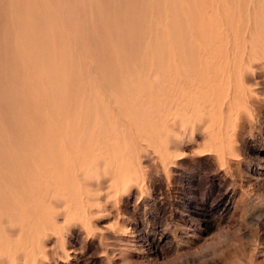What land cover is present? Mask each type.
<instances>
[{
  "label": "rangeland",
  "instance_id": "rangeland-1",
  "mask_svg": "<svg viewBox=\"0 0 264 264\" xmlns=\"http://www.w3.org/2000/svg\"><path fill=\"white\" fill-rule=\"evenodd\" d=\"M37 1L0 0V264H264V0Z\"/></svg>",
  "mask_w": 264,
  "mask_h": 264
},
{
  "label": "bare ground",
  "instance_id": "bare-ground-1",
  "mask_svg": "<svg viewBox=\"0 0 264 264\" xmlns=\"http://www.w3.org/2000/svg\"><path fill=\"white\" fill-rule=\"evenodd\" d=\"M4 1H5V0H4ZM16 1H17V0H16ZM19 1H20V0H19ZM34 1H35L36 3L39 2V1H37V0H34ZM203 1H204V0H203ZM210 1H211V0H210ZM215 1H216V0H215ZM221 1H222V0H221ZM221 1H220V2H221ZM27 2H28V1H27ZM27 2H26V4H25V2H24V4L27 5ZM29 2H30V1H29ZM197 2H198V0H197ZM197 2H196V3H197ZM201 2H202V1H201ZM213 2H214V0H213ZM225 2H226V1H225ZM225 2H224V3H225ZM11 3H12V0H11L10 4H11ZM14 3H15V2H14ZM21 3H22V2H21ZM30 3H31V2H30ZM36 3H35V4H36ZM202 3H204V2H202ZM206 3H207V2H206ZM7 4H8V2H7ZM22 4H23V3H22ZM207 4H210V3H207ZM227 4H228V3H227ZM230 4H231V2H230ZM8 5H9V4H8ZM213 5H214V4H213ZM215 5H217V4L215 3ZM220 5H221V4H220ZM36 6H37V4H36ZM38 6H39V5H38ZM38 6H37V7H38ZM160 6H161V5H160ZM37 7H36V9H37ZM41 7H42V6H41ZM41 7H40V8H41ZM43 7H44V6H43ZM14 8H15V7H14ZM33 8H34V7H33ZM40 8L37 9V10H38L37 13L40 14V15H42V14H41V13H42V12H41L42 9L39 10ZM192 8H193V7H192ZM224 8H225V6H224ZM226 8H227V6H226ZM226 8H225V9H226ZM25 9H26V7H25ZM31 9H32V8H31ZM205 9H206V8H205ZM227 9H228V8H227ZM227 9H226V10H227ZM14 10H15V9H14ZM27 10L29 11V13L32 12L31 10H29V7L27 8ZM219 10H220V9H219ZM222 10H223V9H222ZM222 10H221V12H222ZM28 11H27V12H28ZM39 11H40V13H39ZM191 11H192V9H191ZM12 12H13V11H12ZM16 12H17V11H16ZM34 12H35V11H34ZM217 12H218V11H217ZM219 12H220V11H219ZM23 13H24V12H23ZM43 13H44V12H43ZM9 14H10V13H9ZM25 14H26V13H25ZM33 14H34V13H33ZM192 14H193V13H192ZM219 14H220V13H219ZM219 14H218V15H219ZM10 15H11V14H10ZM31 15H32V14H30V16H31ZM40 15H39V16H40ZM172 15H173V14H172ZM203 15H204V14H203ZM206 15H207V14H206ZM13 16H14V15H13ZM25 16H26V15H25ZM35 16H36V15H35ZM192 16H193V15H192ZM219 16H220V15H219ZM222 16H223V14H222ZM222 16H221V18H223ZM14 17H15V16H14ZM32 17H33V16H32ZM36 17H37V16H36ZM224 17H225V16H224ZM28 18H29V17H28ZM12 19H13V18H12ZM30 19H33V18L30 17ZM25 20H26V19H25ZM207 20H208V18H207ZM209 21H210V20H209ZM12 22H13V20H12ZM27 22H28V21H27ZM33 22H34V21H33ZM205 22H206V21H205ZM15 23H17V22H15ZM25 23H26V22H25ZM25 23L23 22L22 24H25ZM22 24H21V25H22ZM32 24H34V23H32ZM214 24H215V23H214ZM218 24H219V23H218ZM27 25H28V24L26 23V24H25V27H26V28H27ZM29 25H30V23H29ZM29 25H28V26H29ZM134 25H135V24H134ZM183 25H184V24H183ZM195 25H196V22H195ZM209 25H210V24H209ZM22 26H23V25H22ZM33 26H34V25H33ZM125 26H126V25H125ZM198 26H200V25H198ZM224 26H225V25H224ZM25 27H24V28H25ZM44 27H47V26H44ZM196 27H197V26H196ZM17 28H18V27H17ZM182 28H183V27H182ZM192 28H193V27H192ZM226 28H227V27H226ZM32 29H33V28H32ZM195 29H196V28H195ZM198 29H199V28H198ZM198 29H197V30H198ZM14 30H17V29H14ZM28 30H29V28H28ZM28 30H27L26 32H28ZM30 30H31V29H30ZM34 30H35V29H34ZM44 30H47V29H44ZM44 30H43V31H44ZM197 30H196V31H197ZM227 30H228V29H227ZM22 31H23V30H22ZM24 31H25V30H24ZM40 31H41V32H40V34H41L43 31H42V29H41ZM205 31H207V30H205ZM13 32H14V31H13ZM31 32H33V31H31ZM31 32H30V33H31ZM38 32H39V31H38ZM227 32H228V31H227ZM10 33H11V32H10ZM23 33H24V32H22V34H23ZM198 33H199V32H198ZM24 34H25V33H24ZM40 34H39V36H40ZM204 34H205V33H204ZM227 34H228V33H227ZM8 35H9V34H8ZM12 35H13V33H12ZM25 35H26V34H25ZM29 35H30V34H29ZM173 35H174V34H173ZM21 36H22V35H21ZM31 36H32V35H31ZM227 36H228V35H227ZM29 37H30V36H29ZM32 37H33V36H32ZM17 38H18V37H17ZM17 38H16V39H17ZM41 38H42V37H41ZM245 38H246V37H245ZM28 39L30 40L31 37L28 38ZM5 40H6V38H5ZM11 40H12V38H11ZM19 40H20V39H19ZM32 40H34V38H33ZM229 40H230V39H229V37H228V41H229ZM17 41H18V40H17ZM45 41H46V40H45ZM45 41H44V42H45ZM119 41H120V40H119ZM149 41H150V40H149ZM200 41L202 42L201 39H200ZM29 42H31V40H30ZM32 42H33V41H32ZM32 42H31V43H32ZM35 42H36V41H35ZM35 42H34V43H35ZM205 42H206V41H205ZM232 42H233V41H232ZM232 42L230 41V44H231ZM17 43H18V42H17ZM19 43H20V42H19ZM19 43H18V45H19ZM202 43H203V42H202ZM202 43H201V44H202ZM210 43H211V42H210ZM36 44H37V42H36ZM45 44L47 45V42H45ZM45 44L43 45V43H42L43 47L45 46ZM48 44H49V43H48ZM24 45H25V44H24ZM202 45H203V44H202ZM222 45H223V44H222ZM11 46H12V44H11ZM25 46H26V45H25ZM30 46H31V44H30ZM37 46H39V45H35V47H37ZM49 46L51 47V45H49ZM119 46H120V45H119ZM177 46H178V45H177ZM203 46H204V45H203ZM26 47H28V46H26ZM35 47H34V48H35ZM50 47H48V48H49V50H48L49 52H50V49H51ZM223 47H224V46H223ZM231 47H232V46L230 45V48H231ZM245 47H246V46H245ZM44 48H45L46 50L48 49V48H46V47H44ZM44 48H43V50H44ZM178 48H179V47H178ZM230 48H229V49H230ZM197 49H199V48H197ZM12 50H13V49H12ZM33 50H34V49H33ZM37 50H38V48H37ZM54 50L56 51V49H54ZM227 50H228V48H227ZM195 51H196V49H195ZM195 51H194V52H195ZM198 51H199V50H198ZM12 52H13V51H12ZM39 52H40V51H39ZM53 52H54V51H53ZM187 52H188V51H187ZM194 52H193V54H194ZM7 53H8V52H7ZM25 53H26V49H25ZM35 53H37V51H35ZM40 53H41V52H40ZM44 53H45V52H44ZM56 53H58V52H56ZM110 53H111V52H110ZM115 53H116V52H115ZM227 53H228V51H227ZM232 53H233V51H232ZM27 54H28V53H27ZM116 54H118V53H116ZM15 55H16V53H15ZM17 55H18V54H17ZM44 55H45V54H44ZM47 55H48V54H47ZM54 55H57V54H54ZM58 55H59V54H58ZM39 56H41V55H39ZM112 56H113V53H112ZM120 56H121V55H120ZM14 57H15V56H14ZM18 57H19V56H18ZM110 57H111V56H110ZM114 57H117V56H114ZM180 57H181V56H180ZM28 58H29V57H28ZM118 58H119V57H118ZM231 58H232V57H231ZM42 59H43V58H42ZM112 59H113V58H112ZM45 60H46V59H45ZM45 60H42V62L45 61ZM80 60H81V59H80ZM113 60H114V59H113ZM118 60H119V59H118ZM129 60H130V59H129ZM192 60H193V59H192ZM231 60H232V59H231ZM26 62H27V61H26ZM31 62H32V59H31ZM33 62H34V61H33ZM84 62H85V61H84ZM115 62H116V61H114V63H115ZM229 62H230V60H229ZM29 63H30V62H29ZM34 63H35V62H34ZM230 63H231V62H230ZM0 64H1V63H0ZM118 64H119V63H118ZM231 65H232V64H231ZM231 65H230V66H231ZM0 66H1V65H0ZM2 66L4 67V65H2ZM2 66H1V67H2ZM7 66H8V65H7ZM15 66H16V65H15ZM115 66H116V65H115ZM115 66H114V67H115ZM255 66H256V65H255ZM88 67H89V66H88ZM119 67H120V66H119ZM190 67H191V66H190ZM181 68H183V67H181ZM114 69H115V68H114ZM116 69H117V68H116ZM191 69H192V68H191ZM195 69H196V68H195ZM229 69H231V68H229ZM4 70H6V69H4ZM184 70H185V69H184ZM227 70H228V69H227ZM28 71H29V70H28ZM190 71H191V70H190ZM200 71H201V70H200ZM227 72L230 73V70L227 71ZM16 73H17V72H16ZM23 73H25V72H23ZM171 73H172V71H171ZM8 74H10V73H8ZM225 74H226V73H225ZM21 75H23V74H21ZM231 75H232V73H231ZM15 76H16V74H15ZM15 76H14V77H15ZM154 76H155V75H154ZM156 76H157V75H156ZM17 77H20V75L17 76ZM37 77H38V76H37ZM2 78H3V77H2ZM31 78H32V77H31ZM229 78H230V76H229ZM8 79H9V78H8ZM90 79H91V78H90ZM231 79H232V77H231ZM4 80H5V79H4ZM6 81H8V80H6ZM18 81H19V80H18ZM77 82H78V81H77ZM98 82H99V81H98ZM188 82H189V81H188ZM230 83H231V82H230ZM2 84H4V83H2ZM14 84H15V83H14ZM138 84H139V83H138ZM232 84H233V82H232ZM138 86H139V85H138ZM230 87H232V86L230 85ZM2 88H3V87H2ZM81 88H82V87H81ZM121 88H123V87H121ZM4 90H5V89H4ZM83 90H84V89H83ZM193 90H194V89H193ZM67 91H68V90H67ZM21 92H22V91H21ZM9 93H10V92H9ZM106 93H107V92H106ZM124 93H125V92H124ZM229 95H230V94H229ZM42 96H43V95H42ZM125 97H126V96H125ZM221 97H222V96H221ZM227 98H228V97H226V99H227ZM229 99H230V98H229ZM8 100H9V99H8ZM98 100H99V99H98ZM132 100H133V99H132ZM183 100H184V99H183ZM20 101H22V100H20ZM29 101H31V100H29ZM205 101H206V100H205ZM232 101H233V100H232ZM24 102H25V101H24ZM26 102H27V101H26ZM108 102H109V101H108ZM226 102H227V100H226ZM22 103H23V101H22ZM227 103H228V102H227ZM11 104H12V103H11ZM11 104H9V105H11ZM28 104H29V103H28ZM224 104H226V103H224ZM93 105H94V104H93ZM98 105H99V104H98ZM227 105H228V104H227ZM229 105H230V104H229ZM23 106H24V105H23ZM47 106H48V105H47ZM110 106H111V105H110ZM126 106H127V105H126ZM11 107H12V106H11ZM226 107H227V106H226ZM228 107H229V106H228ZM231 107H232V106H231ZM232 108H233V107H232ZM14 109H15V108H14ZM223 109H224V107H223ZM223 109H221V110H223ZM15 110H16V109H15ZM96 110H97V109H96ZM225 110H226V108H225ZM231 110H232V109H231ZM17 111H18V110H17ZM223 111H224V110H223ZM223 111H221V112H223ZM216 112H217V111H216ZM225 112H226V111H225ZM230 112H231V111H230ZM71 113H72V112H71ZM13 114H14V113H13ZM68 114H69V113H68ZM224 114H227V113H224ZM18 115H19V114H18ZM108 115H109V114H108ZM12 116H13V115H12ZM171 116H172V115H171ZM223 116H224V118H225V115H223ZM226 116H227V115H226ZM195 117H196V116H195ZM208 117H209V116H208ZM14 118H15V117H14ZM14 118H13V119H14ZM103 118H104V117H103ZM104 119H105V118H104ZM204 119H206V118H204ZM208 119H209V118H208ZM14 120H15V119H14ZM220 120H221V119H220ZM232 120H233V118H232ZM232 120H230V121H232ZM204 121H205V120H204ZM204 121H203V122H204ZM206 121H208V120L206 119ZM2 122H3V121H2ZM8 123H9V121H8ZM13 123H15V122H13ZM13 123H12V125H13ZM219 123H220V122H219ZM10 124H11V121H10ZM16 124H17V123H16ZM170 124H171V123H170ZM170 124H169V125H170ZM192 124H193V123H192ZM196 124H197V123H196ZM203 124H204V123H203ZM224 124H225V123H224ZM0 125H1V124H0ZM171 125H172V124H171ZM221 125H222V124H221ZM4 126H5V125H4ZM105 126H106V125H105ZM198 126H200V125H198ZM203 126H204V125H203ZM201 127H202V126H201ZM206 127H207V125H206ZM14 128H15V126H14ZM168 128H169V126H168ZM221 128H222V127H221ZM187 129H188V128H187ZM10 130H12V129H10ZM174 130H175V129H174ZM213 130H214V129H213ZM5 131H6V130H5ZM222 131H223V130H222ZM219 133H221V132H220V129H219ZM0 134H1V133H0ZM3 134H5V133H3ZM18 134H19V133H18ZM221 134H222V133H221ZM9 135H10V134H9ZM23 135H24V134H23ZM205 135H206V134H205ZM17 136H19V135H17ZM17 136H16V137H17ZM169 136H171V135H169ZM203 136H204V134H203ZM220 136H221V135H220ZM3 137H4V136H3ZM169 138H170V137H169ZM205 138H206V137H205ZM4 139H5V138H4ZM33 139H34V136H33ZM51 140H52V139H51ZM210 141H211V140H210ZM25 142H26V141H25ZM25 142H23V143H25ZM3 143H5V142H3ZM8 143H9V141H8ZM171 143H172V142H171ZM21 144H22V143H21ZM157 144H158V143H157ZM9 145H10V147H11V144H9ZM101 145H102V144H101ZM214 145H215V144H214ZM99 146H100V145H99ZM94 147H95V146H94ZM69 148H70V147H69ZM9 150H10V149H9ZM93 150H94V148H93ZM14 151H15V150H14ZM10 152H11V151H10ZM17 152H18V151H17ZM24 152H25V151H24ZM13 153H14V152H13ZM20 153H21V152H20ZM22 153H23V152H22ZM29 153H30V152H29ZM10 155H11V154H10ZM12 155H13V154H12ZM14 155H15V154H14ZM17 155L20 156L19 154H17ZM23 155H24V154H23ZM46 155H47V154H46ZM18 156H16V157H18ZM24 156H25V155H24ZM10 157H11V156H10ZM30 157H31V156H30ZM0 158H2V157L0 156ZM11 158H12V157H11ZM13 158H14V156H13ZM13 158H12V160H13ZM26 158H27V152H26V156H25V161L28 163L29 161L26 160ZM28 158H29V157H28ZM28 158H27V159H28ZM20 159H23V158L20 157ZM49 159H50V158H49ZM1 160H2V159H1ZM15 160L18 162L17 159H15ZM15 160H14V161H15ZM19 161H20V160H19ZM21 161H22V160H21ZM25 161L23 160L22 163H24ZM3 162H4V161H3ZM8 162H9V161H8ZM11 162H13V161H11ZM26 162H25V163H26ZM13 163H15V162H13ZM27 163H26L25 165H27ZM0 164H1V163H0ZM38 164H39V163H38ZM52 164H53V163H52ZM1 165H2V164H1ZM5 165H7V164H5ZM11 165H12V164L10 163V166H11ZM14 165H19V164H14ZM14 165H13V166H14ZM20 165H21V164H20ZM20 165H19V167H20ZM25 165L23 164L22 166H25ZM46 165L48 166L47 162H46ZM46 165H45V166H46ZM28 166H29V164H28ZM30 166H31V165H30ZM37 166L39 167V165H37ZM49 166H50V165H49ZM5 167H6V166H5ZM16 167H17V166H16ZM16 167H15V168H16ZM19 167H18V168H19ZM34 167H35V168H34ZM75 167H76V166H75ZM2 168H3V167H2ZM9 168H10V167H9ZM12 168H13V167H12ZM18 168H16V170H14L15 173H16V171L18 170ZM20 168H22V167H20ZM27 168H28V167H27ZM27 168H24V170L27 169ZM30 168H31V167H30ZM30 168H29V169H30ZM33 168H34V169H31V170H35V169L37 168L35 164H33ZM4 169H5V168H4ZM39 169H40V168H39ZM41 169H43V168H41ZM6 170H7V167H6ZM6 170H5L4 172H6ZM27 170H28V169H27ZM27 170H26L25 172H26L27 175H28ZM31 170H29V171H31ZM37 170H38V169H36V171H37ZM44 170L47 171V168H45ZM50 170H51V166H50ZM14 171H13V173H14ZM36 171H35V173H36ZM8 172H9V174H10V170H9ZM8 172H7V173H8ZM47 172H48V171H47ZM2 173H3V172H2ZM18 173H19V172H17V174H18ZM31 173H32V172H31ZM35 173H34V171H33V174H35ZM40 173H41V171H40ZM40 173H39V174H40ZM11 174H12V173H11ZM17 174H16V175H17ZM22 174H23V176H25L24 173H23V168H22ZM29 174H30V173H29ZM33 174H31V176H29V178H30V177L33 178V177L35 176V175H33ZM37 174H38V173H37ZM39 174H38V175H39ZM32 175H33V176H32ZM38 175H36V176L38 177ZM44 175H46V174H44ZM0 176H1V175H0ZM10 176H11V175H10ZM10 176H8V177H10ZM18 176H19V174L17 175V177H18ZM36 176H35V177H36ZM40 177H42L41 174H40ZM76 177H77V176H76ZM1 178H2V177H1ZM5 178H6V177H5ZM20 178H21V177H20ZM23 178H24V177H23ZM25 178H26V177H25ZM38 178H39V177H38ZM38 178H37V179H38ZM47 178H48V177H47ZM50 178H51V176H50ZM54 178H55V177H54ZM54 178H53V179H54ZM57 178H58V180H57V179H56V180L58 181V183L62 181V180L59 181V177H58V176H57ZM18 179H19V178H18ZM26 179H27V178H26ZM34 179H35V178H34ZM41 179H42V178H41ZM48 179H49V178H48ZM53 179H50V180L53 181ZM0 180H1L2 183L4 184V181H3L2 179H0ZM11 180H13V178H12ZM15 180H16V179H15ZM19 180H20V179H19ZM22 180H23V179H22ZM24 180H25V179H24ZM30 180H31V179H30ZM30 180H25V181H26V183H27V182L30 181ZM54 180H55V179H54ZM56 180H55V182H56ZM20 181H21V180H20ZM32 181H33V180H32ZM32 181H31V183L34 185V183H33ZM35 181H36V179H35ZM38 181H39V180H38ZM42 181H43V180H42ZM42 181L40 180V182H42ZM36 182H37V181H36ZM43 182H44V181H43ZM53 182H54V181H53ZM55 182H54V183H55ZM11 183H12V182H11ZM11 183H10V184H11ZM16 183H19V181L17 182V180H16ZM16 183H15V184H16ZM22 183H23V182H22ZM28 183H29V182H28ZM51 183H52V182H51ZM56 183H57V182H56ZM56 183H55V185H56ZM58 183H57V184H58ZM62 183H63V181H62ZM12 184H13V183H12ZM23 184H24V183H23ZM23 184H22V185H23ZM29 184H30V183H29ZM29 184H28V185H29ZM32 184H30V185L32 186ZM39 184H40V183H39ZM42 184H43V183H42ZM42 184H41V186H42ZM64 184H65V183H63V185H64ZM7 185H8V184H7ZM7 185H6V183H5L3 186H4V187H8ZM13 185H14V184H13ZM16 185H19V184H16ZM30 185H29V187H30ZM20 186H21V184L19 185V187H20ZM24 186H26V184H25ZM45 186H46V185H45ZM60 186H61V184H60ZM21 187H22V186H21ZM21 187H20V188H21ZM26 187H27V186H26ZM39 187H40V186H39ZM58 187H59V186H58ZM62 187H65V186H62ZM11 188H14V187H11ZM11 188H10V189H11ZM15 188H18V187L16 186ZM20 188H18V189H20ZM32 188H33V186H32ZM34 188L36 189L35 186H34ZM42 188H43V186H42ZM42 188H41V189H42ZM6 189H7V192L9 193V190H10V189H9V190H8V188H6ZM6 189H5V190H6ZM23 189H24V188H23ZM65 189H66V188H65ZM11 190L13 191V189H11ZM39 190H40V189H39ZM49 190H50V189H49ZM14 191H15V190H14ZM14 191H13V193H14ZM24 191L27 192L28 190H24ZM3 192H4V194L7 193V192L4 191V190H3ZM10 192H11V191H10ZM19 192H21V189H20ZM19 192H18V193H19ZM30 192H32L31 188H30L29 193H30ZM34 192H37V191L35 190ZM13 193H11V194H13ZM1 194H2V193H1ZM9 194H10V193H9ZM11 194H10V195H11ZM15 194H17V192H16ZM21 194H23V191L21 192ZM24 194H25V193H24ZM31 194H33V193H31ZM65 194H66V193H65ZM18 195H19V194H18ZM25 195H26V194H25ZM27 195H28V194H27ZM13 196H14V194H13ZM23 196H24V195H23ZM28 196H29V195H28ZM35 196H36V195H35ZM38 196H39V192H38ZM40 196H41V195H40ZM8 197H9V195H8ZM19 197H20V198H19ZM19 197H17V199H21V196H19ZM32 197H33V196H32ZM9 198H10V197H9ZM9 198H8V199H9ZM25 198H26V197H24V199H25ZM35 198H36V197H35ZM38 198H39V197H38ZM14 199H15V198L13 197V199H11L10 201H12V200H14ZM27 199H28V198H27ZM30 199H31V198H30ZM1 200H2V199H1ZM15 200H16V199H15ZM21 200H22V201H21ZM21 200H19L18 202L21 201L22 203H24V202H23L24 200H23V199H21ZM3 201L5 202L6 200L3 199ZM10 201H9V202H10ZM25 201H26V200H25ZM28 201H29V199H28ZM28 201H27V202H28ZM51 201H53V200H51ZM54 201H55V200H54ZM14 202H15V201H14ZM14 202L12 201L13 204H12V203H11V204L14 205ZM18 202H16V203H18ZM29 202H30V201H29ZM16 203H15V205H17ZM22 203H20V204H22ZM51 203L53 204V202H51ZM54 203H56V202H54ZM61 203L63 204L64 202H61ZM61 203H60V204L57 203V204H58V205H61ZM0 204H1V203H0ZM2 204L5 205L4 203H2ZM9 204H10V203H9ZM20 204H18V205H20ZM65 204H66V203H65ZM6 205H8V203H7ZM12 205H11V207H12ZM36 205H37V204H36ZM36 205H35V206H36ZM63 205H64V204H63ZM258 205H259V204H258ZM263 205H264V204H263ZM1 206H2V205H0V207H1ZM8 206H10V205H8ZM22 206H23V204H22L21 206H18V208H21ZM24 206H26V205H24ZM56 206H57V205H56ZM66 206H67V205H66ZM255 206H256V205H255ZM4 207H5V206H2L1 209H2V208L4 209ZM11 207H9V208H11ZM16 207H17V206H16ZM36 207H37V206H36ZM60 207H62V206H60ZM6 208H7V207H6ZM24 208H25V207H24ZM28 208H29V207H28ZM64 208H65V207H64ZM64 208H63V209H64ZM29 209H30V208H29ZM37 209H38V208H37ZM37 209H36V210H37ZM256 209H257V208H256ZM7 210H8V209H7ZM26 210H27V209H26ZM262 210H263V209H262ZM262 210H260V211L258 212L259 217L256 215V216L258 217V219H256V220H258V222H256V223H258L257 225H258L260 228H262V230L264 231V212H262ZM9 211H11V210H9ZM12 211H13V210H12ZM12 211H11V212H12ZM17 211H19V210H17ZM17 211H16V212H17ZM30 211H31V210H30ZM30 211H29V212H30ZM1 212H2V210H1ZM5 212H6V211H5ZM16 212H13V213H10V214L13 215V214L15 213V215H16ZM37 212H38V211H37ZM60 212H61V211H60ZM253 212H254V210H253ZM7 213H8V212H7ZM7 213H6V214H7ZM62 213H63V212H62ZM259 213H260V214H259ZM2 214H3V213H2ZM8 214H9V213H8ZM8 214H7V215H8ZM19 214H20V217H19V218H22V217H21L22 211H21V212L19 211ZM37 214H38V213H37ZM55 214H57V213H55ZM61 215H62V214H61ZM66 215H67V214H66ZM250 215H251V214H250ZM3 216H4V215H3ZM5 216H6V215H5ZM8 216H9V215H8ZM10 216H11V215H10ZM13 216H14V215H13ZM17 216H18V212H17V215H16V219H19V218H17ZM37 216H38V215H37ZM252 216H253V215H252ZM53 217H54V216H53ZM58 217H60V216H58ZM63 217H64V215H63ZM63 217H62V218H63ZM10 218H11V217H10ZM10 218H9V219H10ZM25 218H26V217H25ZM62 218H61V219H62ZM16 219H15V220H16ZM39 219H40V218H39ZM59 219H60V218H59ZM12 220L14 221V219H12ZM56 220H57V219H56ZM62 220H63V219H62ZM62 220H60V222H61ZM64 220H65V219H64ZM0 221H1V223H2V220H1V219H0ZM3 221H4V220H3ZM6 221H8V219H7ZM40 221H42V220H40ZM50 221H51V220H50ZM15 222H16V221H15ZM18 222H20V220H19ZM18 222H17V223H18ZM21 222H24V220H23V221L21 220ZM51 222H52V221H51ZM54 222H55V221H54ZM13 223H14V222H13ZM17 223H16V224H17ZM25 223L27 224V222H25ZM57 223H58V222H57ZM9 224H11V223H10V220H9ZM18 224H19V223H18ZM20 224H21V223H20ZM20 224H19V225H20ZM23 224H24V223H23ZM23 224H22V225H23ZM42 224H43V223L41 222V225H42ZM61 224H62V223H61ZM63 224H64V223H63ZM11 225H12V224H11ZM50 225H51V224H50ZM53 225H54V224H53ZM7 226H8V225H7ZM26 226H27V225H26ZM64 226H65V225H64ZM8 227H9V226H8ZM38 227H40V226H38ZM48 227H49V226H48ZM25 228H26V227H25ZM43 228H44V227H43ZM53 228H54V227H53ZM60 228H61V227H60ZM16 229H17V228H16ZM16 229H15V230H16ZM18 229H19V228H18ZM18 229H17V231H18ZM23 229H24V227H23ZM6 230H7V228H6ZM8 230H9V229H8ZM13 230H14V228H13ZM13 230H9V232L15 234V232H14L15 230H14V231H13ZM4 231H5V230H4ZM19 231H20V229H19ZM23 231H24V230H23ZM51 231H53L52 228H51ZM51 231H50V233H51ZM0 232H1V231H0ZM21 232H22V231H20V233H19L20 236H21ZM24 232H25V233H28V232H30V231L28 230V232H27V231L25 230ZM37 232H38V231H37ZM69 232H70V231H69ZM17 233H18V232H17ZM32 233H33V232H32ZM56 233H57V232H56ZM56 233H55V234H56ZM34 234H35V233H34ZM52 234H54V233H52ZM55 234H54V235H55ZM5 235H6V234H5ZM24 235L26 236V234H23L22 236H24ZM30 235H31V234H30ZM41 235H42V234H41ZM56 235H57V234H56ZM56 235H55V236H56ZM69 235H70V234H69ZM259 235H260V234H259ZM0 236H1V235H0ZM6 236H7V235H6ZM15 236H16V235H15ZM20 236H19V237H20ZM38 236H39V235H38ZM46 236H47V234H46ZM50 236H51V234H50ZM52 236H53V235H52ZM263 236H264V235H263ZM9 237H10V239L13 238V237H12V234H11V236L9 235ZM19 237H18V238H19ZM26 238H27V237H26ZM263 238H264V237H263ZM14 239H15V238H14ZM19 239H20V238H19ZM21 239H24V237L21 238ZM47 239H48V238H47ZM47 239H46V240H47ZM5 240L8 241L7 239H5ZM25 240H26V243H24V244H27V242H28L27 240H28V239H25ZM25 240H23V242H25ZM1 241H3V240H2V237H1ZM1 241H0V243H2ZM37 241H38V240H37ZM19 242H21V241H19ZM38 242H39V243H38V245H39V244H40V241H38ZM3 243H4V242H3ZM11 243H12V242H11ZM63 243H64V242H63ZM21 244H22V243H21ZM21 244H19V245H21ZM28 244H30V243H28ZM1 245H2V244H1ZM1 245H0V246H1ZM11 245H12V244H11ZM11 245H8V246H11ZM23 246H24V245L22 244L21 247H23ZM11 247H12V246H11ZM13 247H14V246H13ZM16 247H17V246H15V248H16ZM9 248H10V247H9ZM23 248H24V247H23ZM37 248H38V246H37ZM41 248H42V247H41ZM3 249H4V248H3ZM24 249L26 250V248H24ZM31 250H32V249H31ZM38 250H39V249H38ZM40 251H41V249H40ZM250 251L253 252L252 250H250ZM23 252H25V251H23ZM23 252H22V253H23ZM8 253H9V252H8ZM15 253H16V252H15ZM37 253H39V252H37ZM61 253H62V252H61ZM23 254H24V253H23ZM30 254H31V253H30ZM20 255H22V254H20ZM26 255H27V253L25 254V256H26ZM67 255H68V254H67ZM262 255H263V253H262ZM18 256H19V254L17 255V258H18ZM30 256H31V255H30ZM30 256H29V257H30ZM69 256H70V255H69ZM249 256H250V255H249ZM31 258H32V257H31ZM31 258H30V259H31ZM0 259H1V257H0ZM38 260H39V259H38ZM70 260H71V259H70ZM0 262H1V261H0ZM16 262H17V261H16ZM20 262H22V261H20ZM37 262H39V261H37ZM8 263H10V262H8ZM34 264H35V261H34Z\"/></svg>",
  "mask_w": 264,
  "mask_h": 264
}]
</instances>
